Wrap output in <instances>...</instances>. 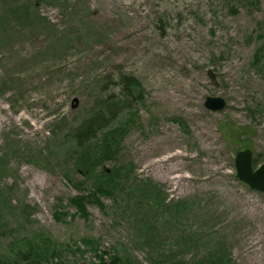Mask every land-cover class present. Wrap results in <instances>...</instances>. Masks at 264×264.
I'll use <instances>...</instances> for the list:
<instances>
[{
    "label": "rangeland",
    "instance_id": "374dc122",
    "mask_svg": "<svg viewBox=\"0 0 264 264\" xmlns=\"http://www.w3.org/2000/svg\"><path fill=\"white\" fill-rule=\"evenodd\" d=\"M123 74L145 101L97 171L129 178L84 217L71 199L93 188L73 134L95 102L122 99ZM208 96L227 107L207 109ZM226 124L264 162V0H0V255L30 245L64 264L102 252L108 264H264V193L237 178L246 142Z\"/></svg>",
    "mask_w": 264,
    "mask_h": 264
},
{
    "label": "trees",
    "instance_id": "16d2710c",
    "mask_svg": "<svg viewBox=\"0 0 264 264\" xmlns=\"http://www.w3.org/2000/svg\"><path fill=\"white\" fill-rule=\"evenodd\" d=\"M26 12L25 9H21ZM118 86L122 94V99L106 98L95 102L88 113V116L75 129L73 134L74 148H76V159L74 167L76 172H81L84 181L90 180L92 190L87 195H77L71 199V202L77 207L80 215H88V204H98L104 208L103 197L113 195L126 178L127 174L121 168L114 167L110 170L97 169L103 163L115 158L118 154V148L129 134L135 117L139 114L138 105L145 101V89L143 83L133 75L123 74L120 76ZM124 108L130 109V115L126 118H120V114ZM223 133L231 143L246 142L248 132L242 130L241 126L223 125ZM245 140V141H243ZM243 147H251L246 142ZM252 148V147H251ZM71 154V153H69ZM259 157H254V164L259 163ZM69 178V175H68ZM70 179V178H69ZM82 184V182H80ZM152 183L148 185V190H154L155 205H163L167 199L159 196L157 186L152 187ZM151 186V187H150ZM159 196V197H158ZM85 246L93 250L96 255L99 251V242L95 238H87L83 240ZM104 252L98 255L99 262L94 264H108L105 259ZM227 255H217V258L204 257L199 260L198 264H230ZM110 264H132L126 261L118 254L111 257ZM64 264L55 262L53 250L49 247H43L39 250L32 249L28 245L24 250L15 252L8 257L0 255V264Z\"/></svg>",
    "mask_w": 264,
    "mask_h": 264
},
{
    "label": "water",
    "instance_id": "95a60500",
    "mask_svg": "<svg viewBox=\"0 0 264 264\" xmlns=\"http://www.w3.org/2000/svg\"><path fill=\"white\" fill-rule=\"evenodd\" d=\"M227 106V101L221 96H208L205 100V107L212 111L223 110ZM235 166L237 177L251 189L264 193V162L254 167L253 152L246 148L236 154Z\"/></svg>",
    "mask_w": 264,
    "mask_h": 264
}]
</instances>
